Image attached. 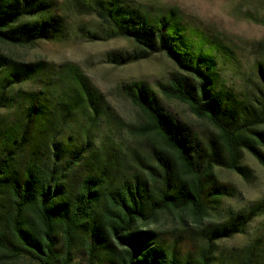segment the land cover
I'll return each mask as SVG.
<instances>
[{
	"label": "trees",
	"instance_id": "1",
	"mask_svg": "<svg viewBox=\"0 0 264 264\" xmlns=\"http://www.w3.org/2000/svg\"><path fill=\"white\" fill-rule=\"evenodd\" d=\"M68 2L94 21L71 27L56 0H0V44L123 38L129 47L104 51L96 63L124 66L165 54L176 70L158 88L141 78L120 84L141 114L123 129L149 141L145 156L136 153L122 172V142L112 128L119 117L81 66L21 62L0 50V264H263L264 221L238 261L209 254L264 217V198L226 206L235 187L217 172L248 179L245 153L264 167V60L255 61L248 82L237 53L174 7ZM246 16L264 24V14ZM229 67L240 78L228 81ZM27 83L34 88L21 87ZM166 100L186 104L210 129L196 131ZM164 215L190 226L192 237L165 238L149 227Z\"/></svg>",
	"mask_w": 264,
	"mask_h": 264
},
{
	"label": "rangeland",
	"instance_id": "2",
	"mask_svg": "<svg viewBox=\"0 0 264 264\" xmlns=\"http://www.w3.org/2000/svg\"><path fill=\"white\" fill-rule=\"evenodd\" d=\"M61 6V11L71 27L78 24H88L94 21L93 16L78 15L69 7V0H56ZM139 3L164 8L174 7L180 16L192 26H196L204 32L221 40L232 48L236 54L239 67L246 71L250 79L254 76V63L257 59L264 60V24L254 22L247 18L246 13L256 12L264 14V0H135ZM127 39L118 38L109 41L84 42L70 36L65 41H40L31 46H19L0 44V50L13 59L21 62L44 59L47 61L62 63L74 62L81 66L89 76L92 83L98 87L107 98L114 111V116L119 117L120 124L112 128L116 136L122 142V161L120 169L127 172L133 168L136 153L139 157L146 154L149 141L143 138L131 137L125 132V123L135 124L140 122L139 110L125 97L120 84L132 79H146L152 86L158 88V83L167 80L169 73L176 70L174 62L165 54H156L149 59L131 63L124 66L110 64H97L96 56L104 51L129 47ZM228 81L230 76L237 73L232 68L225 69ZM236 78H240L239 75ZM240 84V83H239ZM23 89H33L32 83L21 86ZM165 105L183 119L192 123L196 131L210 129L209 124L193 115L188 106L178 101L166 100ZM3 111H0V116ZM10 117L14 115L9 114ZM121 122L123 124H121ZM109 125L101 122L100 130L105 131ZM100 133V132H99ZM244 163L250 168L248 179H244L239 173L218 169L220 180L235 187L236 195L226 200V206H243L252 200L264 198V167L249 153H245ZM264 217L255 218L247 227L246 233L236 234L234 237L218 241L210 252L211 260L231 263L238 261L244 254V248L259 231ZM163 231V237L172 238L180 235L182 239L191 238L190 226L186 231L181 227L179 219L170 215H164L159 221L149 226ZM264 264V254L259 257ZM15 264H32L28 260L21 259Z\"/></svg>",
	"mask_w": 264,
	"mask_h": 264
}]
</instances>
